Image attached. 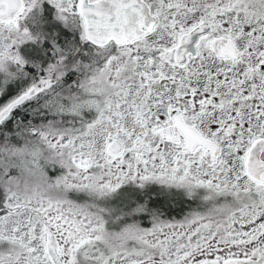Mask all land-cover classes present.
<instances>
[{
  "label": "snow or ice",
  "instance_id": "1",
  "mask_svg": "<svg viewBox=\"0 0 264 264\" xmlns=\"http://www.w3.org/2000/svg\"><path fill=\"white\" fill-rule=\"evenodd\" d=\"M0 264H264V0H0Z\"/></svg>",
  "mask_w": 264,
  "mask_h": 264
}]
</instances>
